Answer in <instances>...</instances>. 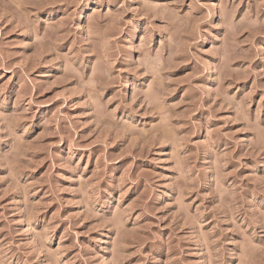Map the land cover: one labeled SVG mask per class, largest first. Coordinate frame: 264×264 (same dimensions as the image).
<instances>
[{"label": "rangeland", "instance_id": "obj_1", "mask_svg": "<svg viewBox=\"0 0 264 264\" xmlns=\"http://www.w3.org/2000/svg\"><path fill=\"white\" fill-rule=\"evenodd\" d=\"M0 264H264V0H0Z\"/></svg>", "mask_w": 264, "mask_h": 264}]
</instances>
